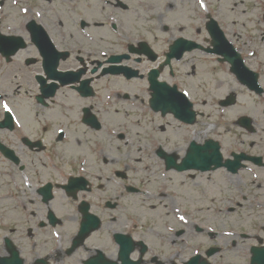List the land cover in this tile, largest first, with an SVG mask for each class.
<instances>
[{
    "label": "flooded vegetation",
    "instance_id": "af4514ba",
    "mask_svg": "<svg viewBox=\"0 0 264 264\" xmlns=\"http://www.w3.org/2000/svg\"><path fill=\"white\" fill-rule=\"evenodd\" d=\"M130 9V1L124 0H0V85L4 82L9 88H0V202H12L10 207L1 208V215L5 221L9 217L26 220L2 230L9 234L29 232V238L33 231L38 233L41 245L29 248L28 264H228L227 260L242 257L241 245L222 244V216H238L241 208L248 217H262L264 224V116L262 120L260 116L251 118L252 125L244 126L240 121L244 114L224 111L232 107L229 103H237L238 93L244 95L245 90L253 96H264V61L250 63L248 57L256 56L255 51H239L247 66H254L262 93L242 85L229 64L216 55L208 59L214 69L205 74L211 85L196 89L191 75H184L179 68L190 52L169 64L165 63V51L160 53L153 47V58L137 52L142 42L151 44L136 30L120 25L135 17ZM124 15L129 22L124 21ZM19 43L24 45L15 50ZM20 53L25 55L19 65L28 72L17 76L10 64ZM113 55L121 56L118 66L138 71L137 76L127 79L123 74H113L112 69L109 73L106 68L112 65L109 58ZM32 66L39 71L31 72ZM152 70H159L155 79L160 83L157 93L161 104L169 99L181 101L172 92L175 87L187 93L192 107L199 104L207 110H197L198 116L190 124L163 110L155 113L148 80ZM37 75L41 76L45 104L37 98ZM22 89L25 96L21 98ZM220 91L221 95H216ZM15 100L30 102L38 112L22 119ZM5 101L11 116L2 106ZM27 109L32 111L30 106ZM134 115L137 118L132 120ZM167 116L177 122L168 123ZM131 126L144 127L143 136L151 148L147 157L152 160L145 167L147 177L140 181L132 177L131 184L125 185L123 180L137 169V164L128 161L139 162L140 158H130L133 153L129 151L108 154L103 144L115 135L123 139L118 129ZM207 138L218 142L219 164L210 162L203 170L167 166L165 153H172L180 163L190 140L202 144ZM214 150L212 146L196 149L210 159L217 158ZM88 151L101 162L100 172L89 167ZM107 157L113 162L125 161L124 173L118 176L121 179L115 177L120 183L117 187L109 185L104 172ZM174 176L189 179L187 186H198L201 193L203 189L211 192L206 199L202 196V201H208L204 208L211 215L202 220L184 205L180 212L179 206L187 196L182 195L183 187L170 200L184 219L162 223L161 231L154 226V235L159 238L149 236L142 226L140 207L126 205L124 199L139 192L147 199L165 198L166 187L172 188L175 182L186 185L185 180H174ZM236 182L248 189L237 193L230 186ZM254 182H258L257 189L251 188ZM139 184L151 190L146 192ZM194 196L190 202L196 199ZM83 211L99 217L100 225L72 248ZM51 231L58 233L57 242L50 237L52 246L42 245ZM64 231L71 232L67 242L61 244ZM195 255L199 258L193 260Z\"/></svg>",
    "mask_w": 264,
    "mask_h": 264
},
{
    "label": "rangeland",
    "instance_id": "374dc122",
    "mask_svg": "<svg viewBox=\"0 0 264 264\" xmlns=\"http://www.w3.org/2000/svg\"><path fill=\"white\" fill-rule=\"evenodd\" d=\"M130 1L131 9L130 14L135 17H131V20L127 19V15H124V21H128L129 23L122 22L120 25L126 30H136L141 38H144L147 41H150L152 48H156L160 50L164 48L168 42V40L175 36H183L189 39L195 40L196 42H200L202 45H205L204 38L207 37V32L205 29V22L207 21V14L210 13L212 17H215L216 20L221 24L224 33L227 35L229 40H232L233 44L243 48L247 51H255L257 57H254L252 61H264V0H124ZM142 2H151L150 5L146 6L144 10L139 9V6ZM170 3L173 4V7L167 6ZM137 9V11L135 10ZM140 15V16H138ZM163 24L168 26L167 30H162ZM208 45V44H207ZM119 51V50H115ZM262 53V55H260ZM18 58L14 60L13 63L10 64L12 69H16V73L20 76L23 72H28L26 68L19 65V61L22 59L23 55H18ZM211 58L209 55L203 54L201 51H194L192 54L187 55L186 59L179 64V68H181L184 75L190 74L191 78L194 82L195 88L198 89L203 88V84L208 86L211 85V80L205 76L206 73L212 72L213 62L208 61ZM222 79H225L223 76ZM0 88L4 90H9L6 83L2 82ZM213 89V88H212ZM21 95L25 94L24 89L20 90ZM216 93V92H215ZM221 95V91L219 94ZM24 96V95H23ZM238 102L233 105L231 108H227L228 113L235 112L243 114L248 113L252 116H260L262 110L264 109V97H254L251 93L245 90L244 95H239L238 93ZM16 110H18V114L22 119L27 118L28 115L34 112H38L35 107L31 106V103L25 101L15 100ZM28 106L32 109H27ZM24 107V108H23ZM196 108L200 110H206V107L203 105H197ZM39 119V118H38ZM170 119L166 121L171 124ZM39 123H43V120L39 119ZM103 129L101 132H104ZM125 132L124 139L117 140L115 137L111 138L112 141H104L103 149L106 150L108 154H117L118 152L129 151L133 153L130 158H140V161H128L131 165L137 164V169L135 172H131L130 177L126 179L124 183H130L132 177L138 178L140 181L141 178L147 177L145 167L152 160L147 156L151 153L150 143L147 141L146 137L135 136L128 134V129H122ZM182 134H186L183 131ZM47 142V136L44 139ZM92 144V143H91ZM89 157V167L92 169H96V172L101 171V162L96 160L95 157L90 154L88 151ZM41 161H45L44 157L40 158ZM108 161L105 164L104 172H106V176L108 178L109 185L113 187L118 186V181L115 177L113 178V169L117 167L120 170H123L125 166V161H111L107 157ZM65 172H70V165L65 167ZM110 178V179H109ZM113 178V180H112ZM156 178V177H155ZM151 180V177H149ZM174 180H185L186 185L179 184L175 182L172 186L166 187L164 192H166L167 197L162 199H147L143 198L142 193L130 194L127 195L124 199L126 205H132L134 207H140L141 212V222L144 227V232L147 235H153L154 237H158L154 235L152 228L157 226V230L161 231L162 223L165 222H174L180 217V213L174 210L173 205L171 203L170 197L172 194L178 195L179 191L183 187L184 193L182 195L186 196V201L179 206L180 212L184 209V206L188 208V212L192 215H197L200 219L205 220L211 215L207 210H205V206L208 205V201H202L203 197L206 199L207 196L211 193L209 190L203 189L204 193L198 189V186H187L190 184L189 179H183L178 176H174ZM171 181V180H170ZM133 183V182H132ZM136 183H139L138 181ZM235 185V186H234ZM140 188L148 192L151 190L149 186L142 187L139 184ZM227 186V185H226ZM225 186V187H226ZM234 187L235 191L238 192L239 189L247 190L248 188L244 187L243 184L236 182V184L230 185ZM121 187V186H120ZM221 188H224L221 185ZM264 188V183H263ZM225 191H222L224 193ZM239 193V192H238ZM194 196L196 199L193 202L191 196ZM143 200L151 203H144ZM12 202H7L4 205L11 206ZM184 205V206H183ZM239 215L236 216L232 214L229 218L225 217V214L222 216V223L224 224L223 228V238L221 239L224 247H228L235 244H240V255L242 256L240 259H229L227 260L228 264H245L248 261V253L247 247L252 242H257L259 239H264V224L262 223L263 218L261 217L259 220L254 219L252 217H248L247 213L244 210L239 208ZM249 214V213H248ZM194 218V217H193ZM243 220H240V219ZM10 224L7 223L8 227L15 228V221L22 220V218H14L9 217L8 219ZM197 220V219H196ZM199 221V220H198ZM254 221L256 224H250L249 222ZM245 233L246 236H242L241 234ZM20 235H24L21 234ZM159 238V237H158ZM27 239L28 234H27ZM20 253L25 256L24 253V243L21 242L19 244Z\"/></svg>",
    "mask_w": 264,
    "mask_h": 264
},
{
    "label": "water",
    "instance_id": "95a60500",
    "mask_svg": "<svg viewBox=\"0 0 264 264\" xmlns=\"http://www.w3.org/2000/svg\"><path fill=\"white\" fill-rule=\"evenodd\" d=\"M210 31L212 34L216 33V30L214 27L210 26ZM219 37L217 35H215V42H218ZM229 47V46H228ZM227 48L226 46H223L221 44L217 45V47L215 48V50H220V49H224ZM230 48V47H229ZM223 54H229L227 51H222ZM231 54V53H230ZM229 55H225L226 58H228L230 60V62L234 61L236 62V60L238 59V56H236L237 54L233 53V55H231L230 57ZM187 107L183 104H178L175 106V109L180 112L181 114H183V110H185ZM188 157L191 158V164H196L198 165L199 163L201 164V161H196L194 160L192 155H188ZM209 161V160H208ZM208 161H203L204 163H207ZM202 165V164H201ZM253 258H252V263L251 264H264V247L262 249H258V250H253Z\"/></svg>",
    "mask_w": 264,
    "mask_h": 264
},
{
    "label": "snow or ice",
    "instance_id": "6c2138e0",
    "mask_svg": "<svg viewBox=\"0 0 264 264\" xmlns=\"http://www.w3.org/2000/svg\"><path fill=\"white\" fill-rule=\"evenodd\" d=\"M25 11H26V10H25ZM185 95H187V93H185ZM2 106H3L4 110H6V111H8V112H11V108H9L8 103H7L6 101L3 103ZM61 131H63V130L61 129ZM180 219L183 220L184 217L181 216Z\"/></svg>",
    "mask_w": 264,
    "mask_h": 264
}]
</instances>
